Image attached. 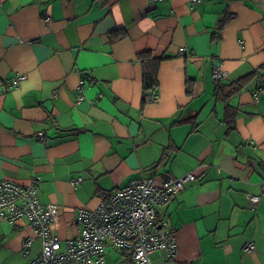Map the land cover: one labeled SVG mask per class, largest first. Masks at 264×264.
Masks as SVG:
<instances>
[{"label":"crops","instance_id":"0c3cea01","mask_svg":"<svg viewBox=\"0 0 264 264\" xmlns=\"http://www.w3.org/2000/svg\"><path fill=\"white\" fill-rule=\"evenodd\" d=\"M142 51L164 56L155 103L142 100ZM189 172L158 209L174 261L264 264V0H0V180L39 176L55 235L74 237L78 210L133 178ZM29 235L25 219L0 221V264H23ZM39 250L35 239L29 257ZM103 262L129 264L130 253L106 245Z\"/></svg>","mask_w":264,"mask_h":264},{"label":"built area","instance_id":"2783aa9c","mask_svg":"<svg viewBox=\"0 0 264 264\" xmlns=\"http://www.w3.org/2000/svg\"><path fill=\"white\" fill-rule=\"evenodd\" d=\"M191 6L201 0H189ZM178 50L179 55L185 53ZM215 81H221L226 73L217 63L211 71ZM25 79L19 74L8 81L16 87ZM83 100L79 94L77 102ZM157 101L156 88L147 91L146 103ZM39 176H33L26 183L0 180V221L14 225L19 219L27 220L32 235L22 239L23 264H103L106 245L130 253L129 264H177L174 261L176 243L171 223L158 217V209L168 204L171 198L182 190L187 182L195 180L192 172L179 177L158 179L154 175L139 176L112 191L111 195L95 209H80L77 212V234L61 240L51 230L52 220L57 216L55 204L42 203L38 197ZM81 178L70 181L71 186L79 184ZM259 196H251L256 204ZM38 239L40 250L29 257L33 241ZM62 243L64 249H62ZM254 243L248 242L242 250L253 252ZM156 255V257H152ZM187 264H199L187 262Z\"/></svg>","mask_w":264,"mask_h":264},{"label":"trees","instance_id":"16d2710c","mask_svg":"<svg viewBox=\"0 0 264 264\" xmlns=\"http://www.w3.org/2000/svg\"><path fill=\"white\" fill-rule=\"evenodd\" d=\"M230 18L231 16L227 13H224L223 15H221L217 23V28L221 29L228 22ZM115 34L116 33L114 31L110 33V35L114 37H115ZM163 57L164 56H161V58ZM137 58L142 63V91H143L142 100L145 102L147 91L153 88V86L157 85V68H158V63L161 60V58H158L152 55L151 51L139 52ZM247 76H248L247 74L244 76H240L234 82L228 84L227 87L229 88V91L226 94L229 95L241 89L242 84L247 79ZM215 95L217 97L224 96V94L222 93V90L220 89L219 84H217L216 86ZM226 111L231 112L229 109H226Z\"/></svg>","mask_w":264,"mask_h":264},{"label":"rangeland","instance_id":"374dc122","mask_svg":"<svg viewBox=\"0 0 264 264\" xmlns=\"http://www.w3.org/2000/svg\"><path fill=\"white\" fill-rule=\"evenodd\" d=\"M65 247H64V245H63V243H62V249H64Z\"/></svg>","mask_w":264,"mask_h":264},{"label":"clouds","instance_id":"9594fccd","mask_svg":"<svg viewBox=\"0 0 264 264\" xmlns=\"http://www.w3.org/2000/svg\"><path fill=\"white\" fill-rule=\"evenodd\" d=\"M217 82H219V81H217ZM195 179H196V177H195Z\"/></svg>","mask_w":264,"mask_h":264}]
</instances>
